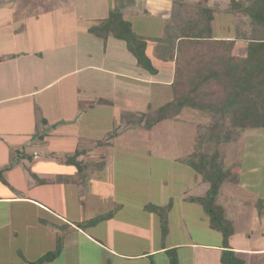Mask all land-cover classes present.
Segmentation results:
<instances>
[{"label": "crops", "instance_id": "1", "mask_svg": "<svg viewBox=\"0 0 264 264\" xmlns=\"http://www.w3.org/2000/svg\"><path fill=\"white\" fill-rule=\"evenodd\" d=\"M31 1L23 5L19 0H0V264H221L222 235L211 228L201 210L204 222L198 219V204L192 200L197 196L179 195L182 201L173 220L168 208V229L157 247L149 242L139 244L125 234L141 223L129 222L122 206L102 218L88 215L89 212L85 215L95 194L91 184H105L107 162H84L88 154L101 149L86 134V119L93 117H80V113L86 115L96 106L111 105L105 100L99 102L100 97L83 100V89L93 82L80 85L79 74L92 70L142 83L143 87L149 83L169 86L173 65L154 58L149 50L147 55L157 68L160 64L171 67L160 68L156 75L143 72L132 55L126 53L124 42L112 36L102 40L90 33L89 29L108 15L83 18L78 11L80 0H37L50 8L48 15L53 12L51 9L66 10L68 16L61 13L59 21L54 20L60 26L72 25L74 34L71 39L66 37L72 41L68 46L61 47L59 42L42 45L50 26L45 24L47 18L42 28L45 33L39 37L23 35L19 26ZM97 1L112 4V0ZM82 2L86 7L89 4ZM142 13L148 14L145 9ZM167 18L162 19V24ZM71 29L68 27L65 35L69 36ZM40 48L43 52H35ZM94 49L100 52V63L103 59L105 62L106 49L108 54L111 50V56L115 51L114 62L118 64L125 58L122 63L136 67V74L112 71L94 63ZM67 51L71 54L69 59L64 58L68 57ZM71 77L76 79L66 84ZM69 142L73 144L71 148ZM87 174L90 178L84 179ZM193 183L196 184L194 179ZM256 201L250 205L253 210L239 203L232 214L233 234L227 247L242 264H264V208L258 209L260 202ZM90 217L95 222L90 224ZM147 219V233L153 227L161 235L159 216L155 214L154 226ZM199 226L204 229V240L198 242L190 231ZM170 228L183 239L173 240ZM213 234H217L216 244L211 242ZM239 239V245L232 246ZM170 254L175 255L173 262L166 258Z\"/></svg>", "mask_w": 264, "mask_h": 264}, {"label": "rangeland", "instance_id": "2", "mask_svg": "<svg viewBox=\"0 0 264 264\" xmlns=\"http://www.w3.org/2000/svg\"><path fill=\"white\" fill-rule=\"evenodd\" d=\"M19 1V3L24 5V3H28V1L31 0ZM82 1L89 3L88 6L86 7V4ZM195 1L196 0H136V7L132 11L133 14L126 12L125 19L128 21L131 19L130 21H132L135 33L139 37H142V39H146L144 40L147 45L146 55L149 50L152 52L151 48L153 44L158 42L162 28V19L167 18L171 3L194 4ZM31 2L32 4L29 12L26 11L23 14L25 18L21 17L22 22H19V26L21 25L22 28L21 33L23 35L32 34V37L34 35H38V37L40 34L44 35L45 31H43L42 28L45 23V18H47L45 24H49L50 26L48 31H46V38L44 37L45 40L42 45H46L47 43H52L54 45L59 42L62 44H60V46L63 47L72 43V41H68L66 38L68 37L71 39L74 36L71 29L72 25L60 26L58 22L54 20L57 19L59 21L61 13L64 16H68L66 10L63 8L58 9L56 11L59 13H56L55 9H51L53 12L48 15L47 11L50 10L49 7L46 8L45 5L38 4L37 0H32ZM108 3L107 1L102 3L97 0H80V8L78 7V11L83 18L106 16L109 15L108 12L112 11L114 6ZM215 3H217L219 7L215 8L216 14L213 23L214 32L220 37L231 38L234 36V24L232 16L226 12L228 0H209L210 6H213ZM60 7L61 6L58 8ZM104 7L106 8L104 9ZM20 8L23 9V7ZM143 9H145L148 14L142 13ZM131 15H135V17L132 18ZM81 22H83V20ZM68 27L71 29V34L69 36L65 35ZM235 47V53L244 55L246 47L245 42H238ZM66 50L67 49L64 51ZM68 51V57H64L65 59L70 58L71 54ZM35 52H43V50L40 48ZM99 53L100 52L96 50L94 51L92 56L94 63L101 66L105 65L107 68L109 67L112 69V71L118 69L123 72L125 71L124 73H129V71H131L136 74L135 66V69H133V67H130L128 64L125 65L122 63L125 58L118 64L114 62V56L116 55L115 51L112 52L111 56V50L108 54V49H106L105 62L103 59L102 63L98 60L100 59ZM126 53L129 55L131 54L133 59L137 61L133 52L127 47ZM32 54H34V52ZM74 63H76V60H74ZM151 63L157 73H160V68L170 69L171 67L170 64H160L157 68L153 61ZM143 72L149 74L145 70H143ZM73 79L76 78H69L66 84ZM79 81L80 85L93 82V84H87L88 88L94 86L93 90L88 88L83 89L84 93L81 95L83 100L87 102L90 99H94V97H100L111 105V108L108 106H96L86 115H84L83 112L80 113V117H93L90 120H88V118L86 119V134L91 135L90 139L101 149L95 151V153L92 152L88 154L84 162L88 160L95 161L94 163L97 164L103 163L104 160L107 162L104 169L105 184L101 186L91 184L92 192L95 193L91 201L93 206L90 204V209L89 211L85 210V215L89 212L88 215L93 216L92 214H94L95 218L97 216V218H102L106 216V214L117 212L119 206H122V211L127 216L129 222L134 221L135 223H141L139 226L134 225L131 229L127 230L125 234L131 236V238L139 244H146L149 242L151 245H154V247H157L163 242L161 238L163 234L161 233L160 235L159 229L157 230L153 227L150 228L151 234L146 231L147 218L152 220L153 226L157 225L154 223L156 212L151 209V206L159 207L161 205H167V208L171 211V218L173 220L181 205H179V203L182 201L179 195H194L197 196V198H194L197 200L204 195L203 193L208 188L207 184H203V187L200 183L201 179L197 180L200 177L195 179L197 182L194 184L192 170L188 165L178 162V159L188 156L194 145H196V136L198 134L196 130L197 125H206L211 121L208 118L201 117L195 112L185 110L177 121H163L151 131L132 128V125H126L125 122L120 123V117L124 116L126 119L132 114L139 116L147 113L148 107H151L152 110H156L170 96L169 86H163L162 84L152 85L149 83L146 87H143L142 83L139 84L132 80H124L115 76L111 77L99 72L96 73L92 70L81 72L79 74ZM62 86H64V84H62ZM56 93L57 90H54L53 94ZM115 127H117V129L119 128L116 137L112 136ZM72 145L73 144L69 142V148H71ZM85 149L87 150L88 148ZM201 149L202 154L216 156L217 161L224 158L228 164L237 161L242 164L243 183L240 186L224 184L219 189L216 197L215 205L218 208H223V212H225L227 219L231 222L234 221L232 215L234 213L233 210L236 209L235 205H240L239 203H245L247 207L249 206L253 210L254 206L250 205L258 198L259 201H256V203H260L256 207L258 209L264 208V131L242 130L240 131L239 137L228 144H215L212 142L208 145H204ZM83 177L84 179L90 178L89 174ZM252 181H254V183H251ZM178 198L180 200H178ZM87 202L88 201H85V204H87ZM195 208L199 214L198 219L204 222V218L199 212L200 210L203 212L202 207L200 205H195ZM156 215L158 216V214ZM89 220L92 221V217H90ZM166 229H168L167 226ZM232 229L233 225L230 230ZM203 230L204 229L199 226L192 229L190 234L199 242L201 239L204 240ZM153 235L156 237L155 240ZM170 235L173 240L183 239V236L180 235L177 230H173L172 232L171 228ZM216 235L217 234H213V236H210L214 238H211L212 244H216L218 241L215 237ZM241 240L244 239L242 238ZM239 242L240 239L237 242L238 244L232 246H238ZM229 247L228 250L231 251ZM166 258L173 262L175 255L170 254Z\"/></svg>", "mask_w": 264, "mask_h": 264}, {"label": "trees", "instance_id": "3", "mask_svg": "<svg viewBox=\"0 0 264 264\" xmlns=\"http://www.w3.org/2000/svg\"><path fill=\"white\" fill-rule=\"evenodd\" d=\"M112 4L108 17L91 27L90 33L103 40L112 36L124 42L135 55L137 67L156 75L146 55V39L139 37L131 21L125 19L126 12L133 13L136 0H112ZM218 7L217 3L210 6L209 0L172 3L158 42L151 48L154 58L173 65L170 96L156 110L148 107L147 113L132 114L126 119L122 116L119 122L151 131L163 121H177L185 110L211 121L197 125L196 145L178 162L188 165L195 182L200 177L197 180L208 185L204 195L194 201L202 207L211 228L222 235L221 264H242L227 247L228 238L233 234L232 222L226 218L223 208L215 205L224 184L240 186L243 183L242 164L238 161L228 164L224 158L217 161L216 156L202 154L201 147L212 142L228 144L242 130L264 131V0H228L226 12L234 24L231 38L214 32ZM238 42L246 43L244 55L235 53ZM118 129H113L112 136H117ZM151 209L158 214L165 235L167 206L152 205Z\"/></svg>", "mask_w": 264, "mask_h": 264}]
</instances>
